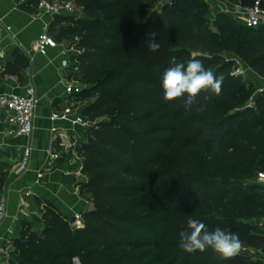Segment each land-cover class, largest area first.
Wrapping results in <instances>:
<instances>
[{
  "label": "trees",
  "instance_id": "16d2710c",
  "mask_svg": "<svg viewBox=\"0 0 264 264\" xmlns=\"http://www.w3.org/2000/svg\"><path fill=\"white\" fill-rule=\"evenodd\" d=\"M77 1L85 19L59 17L69 25L59 38L82 32L74 50L82 52L79 59L86 67L121 59L112 71L120 83H108L86 105L85 114L92 122L126 95L142 114L133 120L116 116L115 125L89 126L86 142L78 149L86 178L80 192L87 194L95 210L82 215V228L71 229L46 209L41 217L44 229L25 230L8 253V264H71L72 259L79 264H200L205 252L189 254L179 246L189 218L211 230L222 226L205 223L201 211L264 210V194L253 192L259 187L257 174L264 172V89L254 106H247L249 97L236 84L238 79L227 77L232 64L216 54H240L252 72L264 76V56H258L264 50V27L234 28L231 18L219 13L212 31L202 10L207 6L204 0H171L154 22H147V14L158 0ZM260 2L264 9V0ZM36 4L37 0H28L24 8L34 13ZM129 4L133 11L127 12ZM105 13L104 18L91 17ZM149 27L155 30L147 32ZM152 33L160 44L157 52L148 50ZM172 57L178 62L186 59L185 65L199 59L214 75L222 74V93L202 91L191 110L184 108L182 99L166 101L162 75ZM130 72L133 75L127 78ZM88 89L85 86L79 96L93 90ZM200 105L205 106L203 111L197 110ZM120 122L135 124L138 130H126ZM7 184L0 171V191ZM135 197L138 200L129 205ZM143 207L142 218L132 217ZM237 234L247 245L264 248L262 236ZM209 251L206 264H220L223 258Z\"/></svg>",
  "mask_w": 264,
  "mask_h": 264
},
{
  "label": "crops",
  "instance_id": "0c3cea01",
  "mask_svg": "<svg viewBox=\"0 0 264 264\" xmlns=\"http://www.w3.org/2000/svg\"><path fill=\"white\" fill-rule=\"evenodd\" d=\"M27 1L0 0V98L12 93L23 95L26 87H33L37 100L33 131L28 138L12 133L6 111L1 108L0 112V167L5 179L9 178L0 195L7 206L6 218L0 224V249L8 253L37 214L41 218L46 209H51L69 224L75 215L86 213L91 203L87 194L80 192L86 178L82 173L83 156L78 150L86 142L89 117L79 94H66V88L72 85L74 54L65 46L66 40L59 43L56 39L66 24L37 9L28 12L24 8ZM56 24L58 30L51 34ZM45 28L57 46L39 55L34 52V44ZM257 88H263V84L258 82ZM52 114L65 118L52 121ZM53 128L60 131L52 134ZM25 147L31 148V155L25 171L16 176ZM52 153H57L59 159L52 162ZM0 264H8L6 255H0Z\"/></svg>",
  "mask_w": 264,
  "mask_h": 264
},
{
  "label": "rangeland",
  "instance_id": "374dc122",
  "mask_svg": "<svg viewBox=\"0 0 264 264\" xmlns=\"http://www.w3.org/2000/svg\"><path fill=\"white\" fill-rule=\"evenodd\" d=\"M59 1L72 2L74 4L75 10H76V15H73L72 17L76 18V19H81V18L85 19L83 17V14H82L80 2H78L77 0H59ZM80 1H85V0H80ZM161 1L162 0H158L155 4L154 8H152L148 11L147 22H149V20L151 22H154L156 20V17L158 16L159 11L161 10V7H162ZM255 1H257V0H246L244 2H235V3L230 2V4L241 5L242 7L247 8V7H251ZM127 2L131 4L132 0H127ZM130 4L126 8L127 12L133 11V7ZM206 5L207 6L202 10L205 12L204 15L207 18L210 29L212 31H215L216 29L212 25V23L214 22L216 15L219 14L218 8L216 9L212 6H209L208 4H206ZM226 15L229 16L231 18V20L233 21L234 28H236V27L240 28L239 25H242V22L239 19H237L235 17V15H233L232 13H228ZM105 16H106V13L104 15L103 14L102 15H100V14L91 15L92 18H104ZM57 25L58 24L54 25L50 29L51 34H54V32H56L58 30ZM68 26L69 25L66 24L65 28ZM59 30H62V29H59ZM154 30H155V28H153V27L147 28V32H150V31L153 32ZM80 36H82V32L77 30L72 35H70L66 39V41L69 42V44H70L69 49H70L71 53L74 54V57L72 58L73 59L72 60V64H73L72 74L70 76L71 84L74 86H80V87L87 86V88H89L88 90L93 89L92 91L87 92V94L80 96L81 97L80 102L82 103V105L86 106L92 98H95L97 95H99L100 93H102L103 91L106 90V88L109 86L108 83H111L112 85H117L120 83V82L114 80V78L112 76V71L116 67V65L121 61V59H120V57H117V58H115L113 60H109L103 64L95 65L94 67H91V66L86 67L85 63H83V61H81L79 59V56L82 54V52L74 51L75 45L78 43ZM56 39L59 43H62L61 39H59V38H56ZM216 54L221 55L225 62L232 64L231 69L227 74V77H229V78L231 76L232 69L236 64L235 62L244 64L243 58L240 54H230V53H226L224 51H218ZM258 56H264V50L261 51L258 54ZM185 60L183 62H186ZM261 66H263V63L260 65V67ZM208 69H210V68H208ZM255 74L260 75V73H255ZM261 74L264 75V70L261 71ZM132 75H133V73L130 72L126 76L128 78ZM235 82L237 85L242 86L244 88V91H245L244 94L249 97V100L246 103L247 106H254L253 100L258 96V94L256 93V88L258 85V78L254 75L252 78H249L246 80L245 79H238V80H235ZM99 85L101 87L98 88L97 86H99ZM1 111L2 110L0 108V112ZM140 114H142V110H140L138 108V106L129 98V96L126 95L120 102H118V104L115 107L102 111L99 114V116H94L92 122L89 119V126L92 124L94 125V124L105 123V122L106 123H112L115 125V121L113 120V118L116 116L119 119H131V120H133L137 116H140ZM119 125L122 126L123 128H125L126 130H129V131H137L138 130V128L135 124L125 125V124H123V122H120ZM147 125L148 124H142V128L146 127ZM2 133H3V123L0 121V135ZM0 171L3 173L2 167H0ZM5 181L8 183L9 178L5 179ZM256 184L259 187L254 188L253 192H255L257 194L258 193L264 194V185H262L260 183H256ZM0 193H3V189H2V191H0ZM254 197L255 196L253 195L248 199L250 200ZM137 200H138V197L130 199V200H128V204L130 205ZM254 204L261 206V204L256 200H255ZM90 205H92L94 210H95V206L93 205L92 202L89 204V206ZM145 210H146V207H143L141 210L137 211L135 214H132V217L142 218V216L145 214ZM200 217H202V220L206 221L205 223H207V224H210V223L220 224L222 226L221 228L226 230V231H230V232H233L236 234L240 231H245V232L247 231L251 234L259 235V236H262L264 238V210L257 212L253 209H248V210H245V211L239 212V213H230L227 211H219V210L213 209V210L201 211ZM43 229H44L43 222L41 221L40 216H38V214H37L36 216H34L32 222H31V226L26 231L39 233ZM214 229L215 228H213L209 231H213ZM241 241H242L241 251L236 256H234L230 259H224L223 258L220 261V264H225V263H229V264H264V256L259 251L261 249H256L254 247L247 245L243 240H241ZM14 246L9 250V252L12 253V251L14 250ZM209 250L210 249L206 250L205 253L202 254V259H201L200 264H206V262L209 258L207 256L210 252ZM262 250L264 251V248H262ZM144 252H146V251L143 250V251L137 253L136 256L140 258L143 256ZM218 255L219 254L216 252L212 253V256H218ZM71 264H79V262L77 259H72Z\"/></svg>",
  "mask_w": 264,
  "mask_h": 264
},
{
  "label": "built area",
  "instance_id": "2783aa9c",
  "mask_svg": "<svg viewBox=\"0 0 264 264\" xmlns=\"http://www.w3.org/2000/svg\"><path fill=\"white\" fill-rule=\"evenodd\" d=\"M206 4L214 8H218L219 13H232L242 24L249 29H255L264 27V9L261 7L260 0L254 2L251 7H242L241 5L230 4L228 0H204ZM36 9L45 13L49 16H73L76 15L75 6L72 2H63L59 0H37ZM161 11H159V14ZM57 46V42L54 38L49 36L47 28L43 29L41 33L37 35L34 44V52L39 55H45L49 49H53ZM230 61V60H229ZM232 61V60H231ZM235 66L232 69L231 77L235 79H249L254 75L258 78V82L263 84V88H256V93L259 94L264 89V76L256 75L244 64L235 62ZM66 94L69 96H77L80 94V86L70 85L66 88ZM36 96L33 87H26L23 95L10 94L8 96L0 98V108L4 109L7 114L8 126L12 129L18 137L28 138L31 136L33 131V118L36 108ZM252 107V106H250ZM65 118L64 115L59 116L58 114H52V121H60ZM60 128H53L52 134H57ZM31 155V148L25 147L23 150V160L15 171V175H21L28 163V159ZM77 160L81 161L79 155L74 153ZM51 161L59 159L57 153H52ZM42 175H38V179H41ZM256 183L264 185V172H259L255 178ZM7 206L6 201L3 197H0V224L6 218ZM71 229H80L83 227L82 215L77 214L69 222ZM0 255H6L8 252L1 248Z\"/></svg>",
  "mask_w": 264,
  "mask_h": 264
},
{
  "label": "clouds",
  "instance_id": "9594fccd",
  "mask_svg": "<svg viewBox=\"0 0 264 264\" xmlns=\"http://www.w3.org/2000/svg\"><path fill=\"white\" fill-rule=\"evenodd\" d=\"M155 36V33L150 34L148 50L151 52H157L160 48ZM170 64L162 75L166 101L182 99L184 108L191 110V106L202 91H210L217 96L222 93L223 75H214L211 69L205 68L201 60L193 58L185 65L172 57ZM204 108V105H200L197 110L203 111ZM179 246L189 254L211 249L222 258L230 259L241 251L242 241L236 233L220 227L209 231L204 223L189 218L187 229L180 233Z\"/></svg>",
  "mask_w": 264,
  "mask_h": 264
},
{
  "label": "water",
  "instance_id": "95a60500",
  "mask_svg": "<svg viewBox=\"0 0 264 264\" xmlns=\"http://www.w3.org/2000/svg\"><path fill=\"white\" fill-rule=\"evenodd\" d=\"M170 2H171V0H162V2H161V6L164 7V6L168 5ZM53 18H54V19H58L59 16L56 15V16H53ZM69 45H70L69 42L65 44L66 47H69ZM84 89H85V87H83V86L80 87V91H82V90H84ZM95 99H96V98L92 99L91 102H94ZM93 211H94V208H93L92 205H90L89 208H88V211H87V212L90 213V212H93ZM260 253L264 256V251H263V250L260 251Z\"/></svg>",
  "mask_w": 264,
  "mask_h": 264
}]
</instances>
